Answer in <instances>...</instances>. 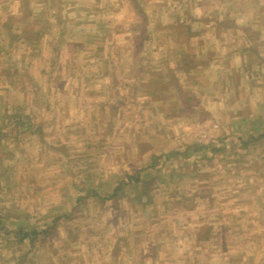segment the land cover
<instances>
[{"label": "rangeland", "instance_id": "374dc122", "mask_svg": "<svg viewBox=\"0 0 264 264\" xmlns=\"http://www.w3.org/2000/svg\"><path fill=\"white\" fill-rule=\"evenodd\" d=\"M174 1L0 0V25L15 29L0 31V264H264V138L227 148L264 134L258 97L245 110L256 123L234 131L243 101L214 107L200 75L179 72L161 99L144 86L186 41ZM190 142L227 152L129 192L151 155Z\"/></svg>", "mask_w": 264, "mask_h": 264}, {"label": "crops", "instance_id": "0c3cea01", "mask_svg": "<svg viewBox=\"0 0 264 264\" xmlns=\"http://www.w3.org/2000/svg\"><path fill=\"white\" fill-rule=\"evenodd\" d=\"M261 1L175 0L179 7L175 19L180 21L178 30L186 35V41L176 42L178 61L167 60L156 64L164 69L159 75L161 81L164 83L165 76L170 81L162 87L160 85L159 97H155L161 99L164 96L171 79L174 78L175 83L179 81V72L183 75L196 73L202 78L198 83L203 85L202 91L207 94L205 98L211 100L214 107L216 101H243L236 114L233 113L238 115L234 119V131L246 130V124L254 123L252 115L255 113L252 110L246 113L245 110L254 108V104L247 107L248 101L258 97V107L262 109L260 112L264 111V5H261ZM6 28L11 30L13 25L8 22L0 25V31ZM161 50L164 51V48ZM227 103L224 105L225 110L229 109ZM216 111L208 112L210 121L216 122L213 117L220 114ZM254 127L258 128V125ZM259 136L264 138L263 133L259 132ZM241 138L235 142L228 141L227 148L235 144L245 147ZM261 139L254 145L257 146Z\"/></svg>", "mask_w": 264, "mask_h": 264}, {"label": "trees", "instance_id": "16d2710c", "mask_svg": "<svg viewBox=\"0 0 264 264\" xmlns=\"http://www.w3.org/2000/svg\"><path fill=\"white\" fill-rule=\"evenodd\" d=\"M131 2H133V4L137 5L136 0H130ZM135 8H138L137 6H135ZM140 10V9H139ZM140 12V11H139ZM11 30H15V29H11ZM30 39H26L24 41V43H29ZM157 64V63H155ZM157 71L153 74L158 76V80L156 82H147L144 84V86H146L145 88H150L152 90L149 91V95H153V97L156 96V94L159 91L160 85L164 86L165 84L161 81V78H159V75L161 74V71L163 70L162 68H160V65H156ZM196 111H200L199 113H196ZM202 112V113H201ZM194 114H206V112L201 111V109H197L193 112ZM16 115H13V117ZM21 118V117H19ZM244 121V120H243ZM246 121V119H245ZM253 130L255 132H258V128L254 127ZM37 134L40 132V127L39 125H37L36 130ZM247 139H243V137L241 138L242 143H244L243 148L245 149H249L248 146L249 144L253 145L262 137L258 136H254V135H247ZM236 145V144H235ZM253 147V146H252ZM254 147H256L254 145ZM234 149V147H233ZM209 152V154L211 153L209 160H213L214 158H216L219 154L225 153L227 152V148H226V144L223 145V147H218L214 142H209V144L205 145L202 144L200 142H190L188 144H186L182 149H174L168 153H162L161 155H151L150 157V162L147 164V166L144 168L143 171V175H139V176H129L128 178L131 179V181H129L128 183H126V185H128L129 187V192L130 193H137L139 190L143 189L144 191L142 192H138L136 197H139V194L145 191L149 192V189L151 188V186H155V182L158 184L159 188L163 185H168L170 187L173 185L174 180L180 176H182L183 170H182V166L183 165H193V162L188 161L191 157L193 156H201V157H207V153ZM161 158L169 161V160H176L180 163L181 167H177L176 169H170L169 172L166 173H162L161 170H157L154 167L157 165L158 160H160ZM181 160V161H180ZM193 170V169H192ZM200 171H194L193 170V175L199 174ZM123 185H125V183H123ZM124 189L122 187L121 184H118V186L113 190V193L110 195V197H108L109 199H112L116 202H121V199L123 198V192ZM146 196L149 198L148 193H145ZM69 216V215H67ZM65 216V217H67ZM55 225V223H53V226ZM205 231V232H203ZM199 237H198V241L200 242H204V241H208L211 240L212 234H211V228L206 227L203 228V230L199 231ZM28 238L29 235H27L26 233L21 237V240H24V238ZM226 249V245H222V250L225 251Z\"/></svg>", "mask_w": 264, "mask_h": 264}]
</instances>
